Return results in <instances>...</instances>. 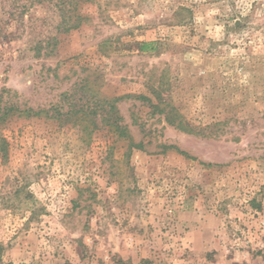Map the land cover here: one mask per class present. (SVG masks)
Listing matches in <instances>:
<instances>
[{"label":"rangeland","instance_id":"374dc122","mask_svg":"<svg viewBox=\"0 0 264 264\" xmlns=\"http://www.w3.org/2000/svg\"><path fill=\"white\" fill-rule=\"evenodd\" d=\"M0 264H264V0H0Z\"/></svg>","mask_w":264,"mask_h":264},{"label":"trees","instance_id":"16d2710c","mask_svg":"<svg viewBox=\"0 0 264 264\" xmlns=\"http://www.w3.org/2000/svg\"><path fill=\"white\" fill-rule=\"evenodd\" d=\"M68 21H66V25H64V28L62 30L64 31H70L71 29H76L80 26V23H75L73 25H68ZM157 42L155 41H150V42H144L140 46V50L143 52L147 51H154L157 49ZM155 98L158 100L156 103L152 102V100L144 95H140L136 97L137 99H144L147 100L149 105L151 106L152 110L154 113L164 115L165 120L172 126L183 130L186 133L189 134H200L202 133L201 130L197 129L194 125H192L189 121L186 120V118L179 112V109L167 101L164 102L163 99H161V93L154 91ZM122 97H116L111 100H107L104 103L107 104L106 106L102 105V100L98 99L99 101L95 102V105L93 107H90L89 102H85L81 105L77 103H73L71 105V109L68 111L70 114H66L67 116L71 117H76L79 113H84L85 116H90L92 114L97 115L98 113L95 110L96 106L100 107V110H102L105 113L104 119L107 120V124L111 126L112 128H116L120 130V135L122 136H128V132L126 131L127 129L124 126H121L118 121V108L116 106V103H118ZM101 101V102H100ZM16 110V113L19 114L20 116H26V117H35V116H40L42 114H47L51 110H45V109H33V108H24V109H19V108H14L12 107L10 110ZM91 110V111H90ZM57 114H64L60 109L55 110ZM6 114V113H5ZM4 114V115H5ZM52 116H55L53 114ZM80 118H77L76 120H79ZM103 119V120H104ZM82 120V119H81ZM2 144L5 143L6 141L3 139L1 140ZM130 144L132 147L137 148V149H144L145 145L142 142L135 143L133 141H130ZM162 150L161 152H166L167 150L170 149H175L177 150L180 154H186L185 151L179 149L175 145H168V144H161Z\"/></svg>","mask_w":264,"mask_h":264}]
</instances>
